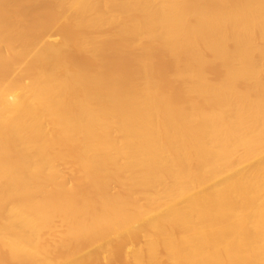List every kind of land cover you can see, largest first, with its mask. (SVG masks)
<instances>
[{"label":"bare ground","instance_id":"1","mask_svg":"<svg viewBox=\"0 0 264 264\" xmlns=\"http://www.w3.org/2000/svg\"><path fill=\"white\" fill-rule=\"evenodd\" d=\"M20 1L0 264H264V0Z\"/></svg>","mask_w":264,"mask_h":264},{"label":"rangeland","instance_id":"2","mask_svg":"<svg viewBox=\"0 0 264 264\" xmlns=\"http://www.w3.org/2000/svg\"><path fill=\"white\" fill-rule=\"evenodd\" d=\"M15 7L16 6H14L13 8H15ZM20 9H23V11L26 12L27 14H29L30 17H32V18L35 15V7H34V4L32 2L21 0L20 1ZM47 20L48 19L46 17L45 22H47ZM50 37L56 38L58 40H61V36L59 35L57 30L54 31V30L50 29V27L49 28L47 27L46 28V32L44 34V38L46 40V39H49ZM13 74H15V72H13ZM71 181H72L71 178H67V182L71 183ZM110 243H111L110 244L111 248L115 252L118 251L117 254H119V256L117 254L115 255V253H113V257L111 258V260L110 259L108 260V258H107V261L109 262V264H118L119 262H122L120 257H124L125 255H127L128 249L133 247L132 245H130V242L128 240H124V239L121 240V242H119V241H111ZM135 244H137V243H135ZM58 253L59 252H56L57 256H59L60 254L61 255L65 254L64 252H60L59 254ZM107 261H105V262H107ZM119 264H122V263H119Z\"/></svg>","mask_w":264,"mask_h":264}]
</instances>
